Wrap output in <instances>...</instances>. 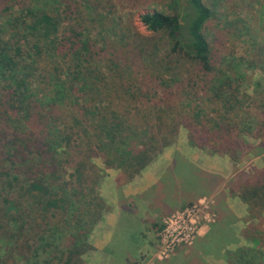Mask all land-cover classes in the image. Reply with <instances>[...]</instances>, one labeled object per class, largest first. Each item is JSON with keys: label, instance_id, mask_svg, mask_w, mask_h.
Returning <instances> with one entry per match:
<instances>
[{"label": "trees", "instance_id": "1", "mask_svg": "<svg viewBox=\"0 0 264 264\" xmlns=\"http://www.w3.org/2000/svg\"><path fill=\"white\" fill-rule=\"evenodd\" d=\"M174 1L172 14L141 17L143 35L107 25L112 0H0V264H83L109 211L106 171L133 181L182 130L210 155L264 154V103L253 112L255 97L228 74L222 42L209 41L215 11ZM253 93L264 94V76ZM197 180L180 177L162 196L178 203L193 193L191 204L226 183L247 208L245 227L240 237L221 228L210 247L228 264H264V167L228 182ZM222 212L233 218L224 203Z\"/></svg>", "mask_w": 264, "mask_h": 264}, {"label": "rangeland", "instance_id": "2", "mask_svg": "<svg viewBox=\"0 0 264 264\" xmlns=\"http://www.w3.org/2000/svg\"><path fill=\"white\" fill-rule=\"evenodd\" d=\"M112 2L114 7L110 11L114 13V15L111 16L114 21L108 16L104 3L101 5V8L106 11L104 13V11L101 10L103 15L108 16L107 25L111 27L116 26L117 28H123L125 30L131 28L143 35H150V32L141 21V17L144 14L154 11L172 14L177 8L174 0H112ZM203 2L212 8L216 14L215 18L211 20L208 25L207 37L209 41L213 43L216 39L215 37H217V39L222 42L223 46L218 47L222 53L221 56L226 59H232L228 62L231 63V66L227 70L228 74L231 73L233 77H240V83L242 84L241 91L243 92L245 89L249 88V92L255 97L256 101H253L255 103L253 112H262L259 106L264 103V94H254L253 88L255 82L259 81L262 76H264V62H259V59L264 61V0H203ZM216 44L221 45L219 43ZM260 55L262 57H260ZM251 61H254L255 64L250 65L249 62ZM254 66H256V68L249 69ZM241 75L243 78H241ZM243 142L252 145L259 143V141H255L250 137L244 138ZM95 163L98 167L104 168L99 159L95 160ZM180 166L185 167V169H182L184 170L183 174L178 172L183 181L187 179L188 182L198 183L197 179L201 181L203 174L200 173H203L204 170L209 172L216 171L223 176H227L228 179L230 176L234 175V179L238 178L245 172H250L251 169H254L255 167L263 168L264 154L254 156L249 154L245 149V152L240 159L235 161H233L228 155H210L202 150L193 149L189 144L187 132L182 130L175 144L165 149L156 162L136 176L132 182L133 185L126 187V194L140 195L144 193L156 184L158 180L161 181L162 178V180L170 179L172 175L168 170L171 169L172 171ZM190 169H192V173H190ZM113 174L114 176H112ZM118 175V172L109 170V172L106 171L105 178L108 180L110 178L114 180ZM119 180L123 181V178L121 177ZM168 182L169 183L166 186L171 187V185H173V180L170 179ZM112 185L113 186L108 187L105 191V194L108 196H110L111 193L115 196L119 194V187H116V184L114 186L113 183ZM103 190L104 189L101 188V194ZM198 194L203 195V192ZM192 195L193 193H181L179 196L180 201L183 203L189 198V200H191ZM167 197L169 199L168 203H164L165 198L162 200V204H158L156 207L157 209L160 207L161 210H165L162 214L157 215L154 212H148V215L145 216V211L141 206L131 209L133 213L129 212L133 222L141 226L142 230L147 234L145 241H142L143 247H141V252L138 255L136 264H168L167 262L172 260L174 256L178 255L182 249L185 250L193 247L198 239L205 235L212 225L219 222L218 213H216L217 217L213 220L203 209V207H206L203 199H207L208 201H214L215 204L212 205L211 209L213 212H217V209L215 208L217 201L213 196L211 197L210 195H207L198 198L195 202H191V204H187L188 200L184 203L187 204L185 206H182L183 204L176 205L174 203L175 195L173 193L171 196ZM233 197L236 198L237 196ZM231 203L232 209L237 212V215L245 214L244 210L246 206L242 201L237 200L232 201ZM194 204H199V207L201 208L199 213L200 220L198 222L199 232L197 239L194 240L192 245H181L174 251L169 259L158 257L160 251L159 233L165 221L175 212L184 211V209H187ZM176 206L179 207L177 208ZM137 208L138 210H135ZM157 211L159 212V209ZM240 217L243 218L244 216ZM156 223L158 224L157 227H153ZM240 229L241 225L239 224L236 226V230L241 233ZM99 232L100 233H98V235L96 234L97 236H95L94 239L99 241V243H104L101 241H105L108 237L109 230L104 229L103 231V229H101ZM129 243V248L131 249L138 248L139 246V243L137 242L131 244V241H129ZM141 255L143 257H141ZM98 257H100L101 260L97 259ZM91 258L92 259L89 260V263L85 260L86 264H105V261L102 262V254L99 252H96Z\"/></svg>", "mask_w": 264, "mask_h": 264}, {"label": "crops", "instance_id": "3", "mask_svg": "<svg viewBox=\"0 0 264 264\" xmlns=\"http://www.w3.org/2000/svg\"><path fill=\"white\" fill-rule=\"evenodd\" d=\"M204 170V169H203ZM109 172V170H107ZM115 171V170H113ZM118 172V177H115L113 179H103L101 188L104 189L102 191L101 196L105 199V201L108 204L109 211L106 213L105 218L103 222L97 226V228L94 230L92 236H91V244L95 248V251L90 253L84 258L83 264H86V261L89 263V260H91L92 256L96 253L99 252L102 254V262L105 261V264H134V261L137 260L139 253L141 252V247H143L142 241H145V238H147V234L145 231L142 230L141 226L133 222V219L130 217V213L132 212L131 209H134L135 207L141 206L142 209L145 211L144 215H148V212H154L157 215L162 214L165 210H161L160 207H158L159 212L157 211L158 209L156 208L158 203L156 202V198L158 196V193H161V202L159 204H162V200L164 199L162 196L164 186L167 185L169 182L168 180H173L172 183L177 182L180 180L179 169H171L168 170L169 173H171V178L167 180H162L156 182L150 189L146 190L144 193L138 195V194H126V187H129L133 185V181L129 183H119L121 174L119 171ZM179 172V173H178ZM204 173L212 174L215 175L221 179H223L225 182L230 181L233 179L234 175L230 176L228 179L227 176H223L222 174L216 172V171H207L204 170ZM114 176V174L112 175ZM112 183L116 184V187L118 186V195H114L113 193L110 194V196L105 194L106 189L108 187L113 186ZM135 184V183H134ZM164 185V186H163ZM180 185L178 184L174 191H177V188L180 189ZM226 183H223L219 188L213 190V192H210L208 194L203 193L201 197L210 195L211 197H215L217 204H216V209H218V206L221 205V203H224L225 208L232 214L233 218L226 220L223 218L224 214H220L219 222L212 225L211 228L205 233V235L201 236L196 244L193 247H190L189 249H182L178 255L174 256L172 260L167 262L168 264H193V260H199L198 262L200 263L203 261L206 264H228L225 260H223L220 256L218 255H223L224 250L222 253H218L217 251H214V248L210 247L209 240H211L213 237H215L216 232L218 230H221V228H226L227 230H232L234 234H236L237 237H240L241 233L236 230L237 225H241L240 232L245 227L244 220L247 217V208H245L244 212L245 214L243 215H237V212L232 209V201H237L240 200L238 197H233L231 194L228 193V191L225 189ZM101 188H100V193H101ZM227 193V194H224ZM223 193V194H222ZM138 195V196H137ZM165 195V194H164ZM225 199H224V196ZM196 198V197H195ZM190 199V198H189ZM188 199V200H189ZM236 199V200H235ZM188 200H185L183 203L180 201L178 203H175L176 205L178 204H183L187 202ZM224 200V202H223ZM241 201V200H240ZM154 202V203H153ZM169 199L166 197L164 200V203H168ZM177 207V206H176ZM179 207V206H178ZM177 207V208H178ZM157 209V210H156ZM131 210V211H130ZM135 210H138L135 209ZM133 213V212H132ZM240 216H244L243 218ZM242 218V219H241ZM157 223L153 225V227H157ZM150 228V227H149ZM103 229L109 230L108 232V237L105 239V241H101L104 243H99L96 239H94L95 236L100 233L99 231ZM97 234V235H96ZM129 241H131V244L134 242L139 243L138 248H129ZM149 243V242H148ZM147 243V244H148ZM141 244V245H140ZM205 244V245H203ZM217 253V254H215ZM97 259L101 260L100 257ZM164 264V263H160Z\"/></svg>", "mask_w": 264, "mask_h": 264}, {"label": "built area", "instance_id": "4", "mask_svg": "<svg viewBox=\"0 0 264 264\" xmlns=\"http://www.w3.org/2000/svg\"><path fill=\"white\" fill-rule=\"evenodd\" d=\"M203 202L206 205L203 209L214 220L217 217L216 212L211 209L215 204L214 201L203 199ZM199 204L191 205L184 211H177L168 217L159 233L160 251L158 257L169 259L181 245H192L197 239L201 210Z\"/></svg>", "mask_w": 264, "mask_h": 264}]
</instances>
